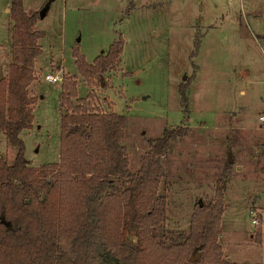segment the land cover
Masks as SVG:
<instances>
[{
    "label": "rangeland",
    "instance_id": "374dc122",
    "mask_svg": "<svg viewBox=\"0 0 264 264\" xmlns=\"http://www.w3.org/2000/svg\"><path fill=\"white\" fill-rule=\"evenodd\" d=\"M11 1L0 0V79L8 76L13 57ZM49 1L24 0L25 10L39 15L36 28L45 33L30 85L38 98L33 127L21 133L32 165L60 160L63 82L76 84L74 102L128 117L123 143L132 172L155 140L168 129L185 127L161 158L167 236L179 241L189 235L195 205L211 203L220 181L225 259L264 264V242L256 239L262 232L253 231L249 209L264 206V125L241 124L264 115V0ZM120 39L118 65L98 79L80 74L78 56L93 63ZM61 70L63 81L45 80ZM16 152L0 131V157L12 165ZM231 154L236 164L228 173Z\"/></svg>",
    "mask_w": 264,
    "mask_h": 264
},
{
    "label": "trees",
    "instance_id": "16d2710c",
    "mask_svg": "<svg viewBox=\"0 0 264 264\" xmlns=\"http://www.w3.org/2000/svg\"><path fill=\"white\" fill-rule=\"evenodd\" d=\"M10 14L13 57L0 79V131L17 152L12 165L0 157V264H231L220 244L226 204L220 181L211 203L195 205L188 236L173 241L165 231L161 158L185 127L155 140L132 172L123 143L128 117L74 102L76 84L63 82L60 160L32 165L21 133L33 127L38 98L30 85L45 33L24 0H12ZM123 45L116 40L93 63L78 56L80 74L101 78L121 62ZM187 84L181 85L186 110ZM235 164L231 154L226 171ZM256 239L263 244L262 233Z\"/></svg>",
    "mask_w": 264,
    "mask_h": 264
},
{
    "label": "built area",
    "instance_id": "2783aa9c",
    "mask_svg": "<svg viewBox=\"0 0 264 264\" xmlns=\"http://www.w3.org/2000/svg\"><path fill=\"white\" fill-rule=\"evenodd\" d=\"M61 71H58L57 73H47L45 75V80L49 83H59L63 81L64 74ZM261 120H264V115L260 116ZM250 214H251V224L252 228L254 229V232H257L258 230L262 232V235L264 236V206H252L249 208Z\"/></svg>",
    "mask_w": 264,
    "mask_h": 264
},
{
    "label": "crops",
    "instance_id": "0c3cea01",
    "mask_svg": "<svg viewBox=\"0 0 264 264\" xmlns=\"http://www.w3.org/2000/svg\"><path fill=\"white\" fill-rule=\"evenodd\" d=\"M10 11V8L8 9ZM241 124L243 125V128H256V126L264 125V120H242ZM232 264V263H231Z\"/></svg>",
    "mask_w": 264,
    "mask_h": 264
},
{
    "label": "water",
    "instance_id": "95a60500",
    "mask_svg": "<svg viewBox=\"0 0 264 264\" xmlns=\"http://www.w3.org/2000/svg\"><path fill=\"white\" fill-rule=\"evenodd\" d=\"M48 8H49V5H47L43 10H42V12H41V17H44L45 16V14H46V11L48 10ZM253 229V228H252ZM254 230V229H253Z\"/></svg>",
    "mask_w": 264,
    "mask_h": 264
}]
</instances>
